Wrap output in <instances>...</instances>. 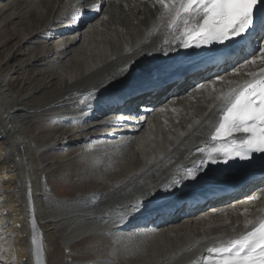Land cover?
Instances as JSON below:
<instances>
[{
  "label": "bare ground",
  "instance_id": "obj_1",
  "mask_svg": "<svg viewBox=\"0 0 264 264\" xmlns=\"http://www.w3.org/2000/svg\"><path fill=\"white\" fill-rule=\"evenodd\" d=\"M161 12L155 0H0V259L5 264H42L44 254L46 264H200L209 247L245 233L249 222L264 217V185H258L254 201L238 197L210 210L199 207L188 221L167 223L173 209L186 212L179 206L190 195L231 177L210 163L194 180L178 169L200 164L203 154L196 150L214 143L209 124L218 118L217 97L264 72V59L192 90L188 78V87L173 82L167 89L185 91L183 98L171 97L150 122L116 130L121 134L110 129L120 124L118 111H108L101 122L102 107L162 76L174 77L215 50L183 54L176 48L164 55L167 21ZM67 23L72 29L62 32ZM86 26L88 37L75 39ZM68 146L75 149L67 151ZM51 154H74L70 159L84 162L57 172L65 180L77 173L85 192L55 193L48 185L55 181ZM173 180L178 183L167 187ZM137 200L144 204L141 212L124 211ZM154 214L152 223L164 218L158 232L141 224ZM79 242L95 256L93 262L70 260Z\"/></svg>",
  "mask_w": 264,
  "mask_h": 264
},
{
  "label": "snow or ice",
  "instance_id": "obj_2",
  "mask_svg": "<svg viewBox=\"0 0 264 264\" xmlns=\"http://www.w3.org/2000/svg\"><path fill=\"white\" fill-rule=\"evenodd\" d=\"M155 3L162 8L160 19L167 21L166 38L160 48L164 55L176 48L209 51L215 48L219 52L216 46H228L229 41H236L257 28L264 31V0H155ZM93 10L98 11L99 5ZM79 15L74 13L72 19L77 20ZM256 59H264V47L254 49L232 71L255 63ZM253 77L217 97L218 118L209 124V136L214 143L196 150L203 154L199 165L178 169L185 173L184 179H196L205 163L227 164L237 159L250 161L256 154L264 156V72ZM175 183L178 181L173 180L167 187ZM143 209L142 200H137L124 211L135 215ZM249 224L251 227L245 233L209 247L200 264H264V217ZM32 244L39 255L41 246L35 236Z\"/></svg>",
  "mask_w": 264,
  "mask_h": 264
},
{
  "label": "rangeland",
  "instance_id": "obj_3",
  "mask_svg": "<svg viewBox=\"0 0 264 264\" xmlns=\"http://www.w3.org/2000/svg\"><path fill=\"white\" fill-rule=\"evenodd\" d=\"M14 42H16V40ZM11 45L9 47H11ZM18 59L20 60V58H18ZM17 82L16 83H17V87H18L20 82L19 81H17ZM66 149H68L67 151H72L75 148H72V146H68V147H66ZM51 155L53 156V158H52L53 162L54 163L56 162V164L53 163V167L55 166L54 168H56L55 172L53 173V175L55 176V178H54L55 181L53 183V181L51 182L49 180L48 185L52 189H54L55 193L60 197H67V196H74L75 194L79 193V191L85 192L86 188H82L80 186L79 175L77 173L74 174V172H73L71 174L72 176H71V178H69L70 179V182H69V179L65 180V178L61 177L57 172V169H59L60 167H62V168H66L67 166H71L72 168H76V167H80V166L83 167L84 162H78L75 159H70V157H72L74 154H71V156L64 157V158L60 157V155H57V154H51ZM85 248L86 247H85L84 242H79L76 245H74L72 247L70 260H73L76 262H82V261L93 262L96 259V258H94L95 256L92 255V253H89L88 250L86 251ZM43 258L44 259L42 260V264L44 263V261H45L44 264H46L47 261L45 258V254H44ZM39 264H41V262Z\"/></svg>",
  "mask_w": 264,
  "mask_h": 264
}]
</instances>
